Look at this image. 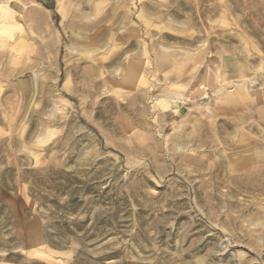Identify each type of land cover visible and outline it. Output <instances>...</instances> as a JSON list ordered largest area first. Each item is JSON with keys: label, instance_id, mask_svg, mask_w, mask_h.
<instances>
[{"label": "rangeland", "instance_id": "374dc122", "mask_svg": "<svg viewBox=\"0 0 264 264\" xmlns=\"http://www.w3.org/2000/svg\"><path fill=\"white\" fill-rule=\"evenodd\" d=\"M0 264H264V0H0Z\"/></svg>", "mask_w": 264, "mask_h": 264}, {"label": "bare ground", "instance_id": "6f19581e", "mask_svg": "<svg viewBox=\"0 0 264 264\" xmlns=\"http://www.w3.org/2000/svg\"><path fill=\"white\" fill-rule=\"evenodd\" d=\"M3 18H5V17H3ZM5 29V28H4ZM5 31V30H4ZM241 91V90H240ZM244 91V90H243ZM242 92V91H241ZM31 227V226H30ZM29 231V230H28ZM30 233V232H29Z\"/></svg>", "mask_w": 264, "mask_h": 264}]
</instances>
